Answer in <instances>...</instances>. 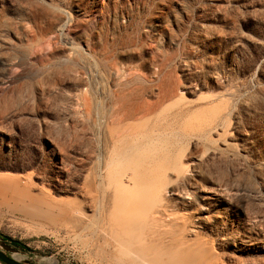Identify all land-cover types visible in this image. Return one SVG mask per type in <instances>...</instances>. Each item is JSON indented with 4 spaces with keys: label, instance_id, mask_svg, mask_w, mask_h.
<instances>
[{
    "label": "rangeland",
    "instance_id": "374dc122",
    "mask_svg": "<svg viewBox=\"0 0 264 264\" xmlns=\"http://www.w3.org/2000/svg\"><path fill=\"white\" fill-rule=\"evenodd\" d=\"M115 69L150 104L137 130L177 146L198 186L183 210L219 263L264 264V0H0V237L27 247L13 256L131 264L94 208L70 216L100 171Z\"/></svg>",
    "mask_w": 264,
    "mask_h": 264
},
{
    "label": "bare ground",
    "instance_id": "6f19581e",
    "mask_svg": "<svg viewBox=\"0 0 264 264\" xmlns=\"http://www.w3.org/2000/svg\"><path fill=\"white\" fill-rule=\"evenodd\" d=\"M133 77L131 69L115 72L118 83L111 95L109 130H104V154L96 167L100 171L90 167L83 199L75 198L71 203L74 226L89 219L88 210L94 208L99 217L96 232L131 264H220L213 239L200 230L204 228L202 220L194 225V214L183 210L192 199L185 183H196L181 175L184 161L177 146L155 143L157 130H137L133 122L146 117L150 105L138 84H132ZM86 102L90 110L88 98ZM173 169L178 171L180 183L172 193L176 197L167 194L173 184L169 178ZM216 194L207 198L216 201Z\"/></svg>",
    "mask_w": 264,
    "mask_h": 264
},
{
    "label": "water",
    "instance_id": "95a60500",
    "mask_svg": "<svg viewBox=\"0 0 264 264\" xmlns=\"http://www.w3.org/2000/svg\"><path fill=\"white\" fill-rule=\"evenodd\" d=\"M20 252V248L0 237V261L5 264H37L32 259H16L13 254Z\"/></svg>",
    "mask_w": 264,
    "mask_h": 264
},
{
    "label": "trees",
    "instance_id": "16d2710c",
    "mask_svg": "<svg viewBox=\"0 0 264 264\" xmlns=\"http://www.w3.org/2000/svg\"><path fill=\"white\" fill-rule=\"evenodd\" d=\"M4 239H5V238H4ZM12 244L15 245V246H17L18 248H22V249H24V250L27 249V247L24 246V245H23L20 241H18V240L13 241Z\"/></svg>",
    "mask_w": 264,
    "mask_h": 264
}]
</instances>
